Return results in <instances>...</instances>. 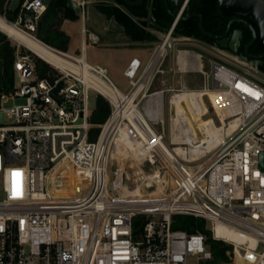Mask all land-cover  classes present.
<instances>
[{
    "label": "built area",
    "instance_id": "obj_1",
    "mask_svg": "<svg viewBox=\"0 0 264 264\" xmlns=\"http://www.w3.org/2000/svg\"><path fill=\"white\" fill-rule=\"evenodd\" d=\"M75 1L85 16L89 1ZM189 1L149 61L129 62L128 91L84 54L58 50L75 67L40 76L33 52L16 53L14 87L0 100V264H215L208 236L173 228L174 214L206 219L211 238L232 245L222 264H264V79L213 57L198 69L201 88H170L168 118L165 89L154 85ZM46 10L44 0H22L13 23L36 36ZM92 90L111 105L94 139ZM185 90L222 92L225 119L239 122L205 141L187 102L183 112L172 103ZM124 139L131 151L114 157Z\"/></svg>",
    "mask_w": 264,
    "mask_h": 264
},
{
    "label": "trees",
    "instance_id": "obj_2",
    "mask_svg": "<svg viewBox=\"0 0 264 264\" xmlns=\"http://www.w3.org/2000/svg\"><path fill=\"white\" fill-rule=\"evenodd\" d=\"M96 1L95 6L97 9L104 13L107 18L114 19L133 41H155L157 36L148 31L146 25L167 30L174 20L164 0H145L143 5H132L125 0ZM18 12L19 8L16 10L7 8L5 14L8 19L16 20ZM196 12L202 14L203 23L207 30L214 32L225 27V19L228 16H224L219 12L218 0H190L183 14H194ZM59 13L68 18H76L78 16L72 0H52L43 18L39 20L35 32V35L39 39L54 47L63 46L68 41V37L63 32L61 33L59 30L53 28L54 24L60 18ZM42 30H45L50 35L62 38V42H53L42 34ZM178 32L185 35L195 34L196 36H200L202 34L200 17L192 16L186 19H179L174 28V33L176 34ZM15 57L14 47L0 37V100L3 93L11 91L14 87ZM36 64L40 76H45L48 72H55L51 64L40 58L36 59ZM260 69L264 72V58L261 61ZM110 111L111 105L109 101L101 94H98L97 106L91 111L90 115V121L92 123L91 139L97 136L100 130V124L107 119ZM68 191L67 187L66 193ZM143 218L144 216L142 215L135 218V231L139 228ZM172 227L175 229H184L190 233L196 231L204 232L209 238L208 240L210 241V246L216 261L215 264H222L230 260V253L228 251L232 253V245L221 240H213L206 219L190 214H174L172 217Z\"/></svg>",
    "mask_w": 264,
    "mask_h": 264
},
{
    "label": "rangeland",
    "instance_id": "obj_3",
    "mask_svg": "<svg viewBox=\"0 0 264 264\" xmlns=\"http://www.w3.org/2000/svg\"><path fill=\"white\" fill-rule=\"evenodd\" d=\"M8 1L9 0H0V14L2 16H4L6 19H8L6 14H5L7 8H9L11 10H16L19 8L20 2H21V0H10V2L8 4ZM44 1L46 3H48L49 0H44ZM96 2H97L96 0H93V1H89L87 3L84 23L88 29L87 30L88 36L93 31V32H96L99 35H101L102 38H101L99 43H93L91 40H89V39L87 40V42H88L87 60L90 63H99V64L106 66L108 68V75L112 79V81L120 89H122L123 91H126L130 85L128 83L127 77L123 73V70H124L125 62L128 60L130 53L132 52V48H134V47L125 44V36L126 35L123 32L116 31V30L111 31L112 28L110 27V24L112 22H110V21L106 22L103 15L100 13L99 14L97 13L98 9L95 6ZM79 16H80V19H79L78 23H76V26L78 25L80 28V26L82 25V22H83V19H82L83 15L82 14L78 15V18H79ZM73 19H75V18H73ZM107 19H109V18H107ZM8 20L12 21V22L15 21V20H10V19H8ZM111 20L113 22H116L114 19H111ZM103 22L106 23V29H104V27H103V24H102ZM172 23H171V25H172ZM146 28L148 31L152 32L153 34H155L157 36V41H158L162 38V36L167 32V30L170 27L167 30H164V29H158L156 27H151L149 25H146ZM0 37L3 38L5 41H8L14 47L15 56H16V53L18 51H20V53L32 52L25 45L21 44L16 39L9 36L5 32H3L2 30H0ZM82 37H83V33L79 30V36H77V41L78 40L80 41V39H82ZM170 42L173 45L175 44L176 46H180V47H184V48L194 47L195 49H198L199 51H201L205 56L207 53H211L213 55V57L218 58L222 61H225L226 63L230 64L231 66H233V67H235L241 71L246 70L237 60H235L232 57L231 54L226 53V52L221 51V50H218V49L210 48L209 46H206V45L203 46L204 45L203 43H201L198 39H193L191 37V35L181 34L180 32L175 34L173 32L171 35ZM64 52H67V51H64ZM81 52H82L81 49L77 50V53H74L73 55L78 56L81 54ZM169 53H170V51H169ZM34 58H35V60L37 58L44 60L43 58L36 55L35 53H34ZM205 60H207V59H205ZM44 61H46V60H44ZM49 64H51V63H49ZM52 66L54 67V65H52ZM54 70L56 71L55 67H54ZM203 79H204L203 75H200V74L194 75L193 77H191L192 82L191 81H189V82L191 83V86L193 85V86H196L195 88H199L198 87L199 83H201L203 81ZM214 91H218V90H214ZM97 98H98V93L96 91L92 90L90 92L89 98H88L91 109H94L97 106ZM169 98H170V94H168L165 97V101H166L165 113H166L167 118L170 115V108H169V104H168ZM208 98H203L204 100H202L203 110H204V108L206 109V110H204L206 112V114L204 113L205 115H202V119H207V118L212 117L215 119L217 124H220L221 122H220L219 117L217 115L218 113H216L217 106L213 102L214 98L212 99L211 96H209ZM21 100H22L21 98H16L15 100L14 99H8L3 105L4 106H11L14 103L20 102ZM209 100L211 101V103ZM189 109H190V107H189ZM207 111H208V113H207ZM173 113H174V109H173ZM192 115L194 118L192 121V124L194 125L193 128L195 129L194 131L197 132V134H199L198 126H201L200 125L201 119H195L193 112H192ZM5 120H6L5 114L3 113L2 110H0V124L4 123ZM230 120H231V118H229V117L226 120V125L224 128V134L226 133L225 131H229V128H227V125H228V122ZM167 124H168V119H167ZM203 137H205V136H203ZM167 139H168V137H167ZM123 149L126 151V154H128V151H131L132 148H129L128 146L127 147L124 146ZM114 161H115V164H117V165H119L121 162H123L120 159L119 160L115 159ZM67 174H68L69 178H71V173H70L69 169L67 170ZM65 179H67V178H65ZM69 181H70V179H69ZM0 197H2V195H0Z\"/></svg>",
    "mask_w": 264,
    "mask_h": 264
},
{
    "label": "crops",
    "instance_id": "obj_4",
    "mask_svg": "<svg viewBox=\"0 0 264 264\" xmlns=\"http://www.w3.org/2000/svg\"><path fill=\"white\" fill-rule=\"evenodd\" d=\"M22 1V0H21ZM52 0H49L47 4V7L49 6L50 2ZM74 1V0H72ZM10 0L8 1L9 4ZM21 4V2H20ZM20 7V6H19ZM76 10V9H75ZM77 12V11H76ZM19 13V12H18ZM46 13V12H45ZM44 13V14H45ZM97 13L102 14L106 22L110 21L112 22L110 24V27L112 28L111 31L116 30L123 32L125 36V44L132 46V52L130 53V56L128 60L125 62L123 73L125 74V70L129 64V62L133 58H138L141 61L142 67L149 61L154 45L159 41L157 39L155 41H133L130 39V37L121 29L120 25L117 22H113L111 19H107L106 15L102 13L101 11L97 10ZM43 14V16H44ZM59 20L54 24L53 28L59 30V32H63L67 37L68 41L63 46L54 47L45 41L47 45L52 46V48H55L57 50H63L69 52V54L77 53V50L81 49V54H84L87 59L88 54V42L87 40H91L93 43H99L101 40V35H99L96 32H91L90 35H87V27L84 23L85 16H81L83 19L82 25L76 26V23H78L80 16L73 18L64 17L61 13ZM78 15L82 14L81 12L78 13ZM42 16V18H43ZM103 27L106 29V23L103 22ZM86 29V30H85ZM79 30L83 33L82 39L80 41H77V36H79ZM42 34L46 37H48L53 42H62V38L56 37L55 35H50L45 32V30H42ZM87 35V36H86ZM38 38V37H37ZM39 39V38H38ZM99 39V40H98ZM169 55L166 58L164 65H163V71L158 74L157 79L155 81V87L160 89H165L164 94L165 97L168 94H171L172 91L170 88H190V89H197L196 86H191V77L194 75H202L200 72H198V69L202 67L205 70L210 69V62L213 58V55L211 53H207L206 56L199 51L198 49H195L194 47H180L176 46L175 44H170L169 46ZM80 54V55H81ZM79 56V55H78ZM207 59V60H205ZM95 64V63H94ZM99 64V63H98ZM102 65V64H101ZM104 66V65H103ZM141 67V69H142ZM245 72L251 73L249 70H244ZM127 77V76H126ZM128 79V77H127ZM192 82V81H191ZM128 83L130 85L129 79ZM190 83V84H189ZM209 84L212 85V79H209ZM203 86V81L199 83V88ZM131 88V85L126 90L128 91Z\"/></svg>",
    "mask_w": 264,
    "mask_h": 264
},
{
    "label": "bare ground",
    "instance_id": "obj_5",
    "mask_svg": "<svg viewBox=\"0 0 264 264\" xmlns=\"http://www.w3.org/2000/svg\"><path fill=\"white\" fill-rule=\"evenodd\" d=\"M0 30L8 34L9 36L16 39L21 44L25 45L31 51H33L36 55L40 56L47 62L51 63L57 67H71L75 66L68 60L66 55L51 46L47 45L40 39L36 38L33 34H30L13 22L7 20L4 16L0 15ZM204 94H207L208 97L211 96L214 98V103L216 104V113L220 116V124H217L215 119L210 117L207 119H202V115L206 113L203 110ZM187 102L190 109L194 113L195 119H201L200 125L206 136L204 137L205 141H216L221 139L224 134V128L226 125V116L228 115L227 111V100L225 95L220 91L208 90L207 92H203L202 90H185L182 92H178L172 97V103L176 106L177 112H183L184 106L183 102ZM239 122V118L231 119L228 122L229 131H231ZM198 124V123H197ZM194 126V125H193ZM227 130V129H226ZM226 132V131H225ZM196 133V132H195ZM124 146H128L132 148L133 145L127 139H124L122 143L116 148L117 150L114 152V157H118L119 153L126 154V151L123 149ZM179 151H182L181 147H178ZM122 163V162H121ZM66 167L69 169L68 164ZM71 173V172H70ZM73 173H71V176ZM236 235V234H235ZM238 236V235H236Z\"/></svg>",
    "mask_w": 264,
    "mask_h": 264
},
{
    "label": "water",
    "instance_id": "obj_6",
    "mask_svg": "<svg viewBox=\"0 0 264 264\" xmlns=\"http://www.w3.org/2000/svg\"><path fill=\"white\" fill-rule=\"evenodd\" d=\"M93 1V0H88ZM132 5H143L145 0H125ZM165 5L170 12L171 16L175 19L178 16V12L185 4V0H164ZM74 8L78 13L81 12V6L74 0L72 2ZM218 10L224 16L237 15L239 18H233L228 24L226 33H228L231 24L234 20H242L250 25L253 30V37L250 42L245 46L243 59H236L245 69L251 73L264 79V72L260 69L262 58H264V0H218ZM192 16L200 17V29L206 37L219 38L221 35L215 34L207 30L203 23V16L201 13L186 14L183 13L179 16V19H186ZM254 20L259 27V36L255 28L246 19ZM166 30V29H165ZM242 31L240 29L235 30V34L229 44L232 53H237L239 49L240 37ZM37 38V37H36ZM229 38L226 37L223 40H219L222 46L226 45ZM253 52L249 50V47L253 45ZM50 46V45H49ZM52 47V46H51ZM55 49V48H54ZM33 52V51H32ZM230 53V54H232ZM261 165L264 167V152L260 155Z\"/></svg>",
    "mask_w": 264,
    "mask_h": 264
},
{
    "label": "flooded vegetation",
    "instance_id": "obj_7",
    "mask_svg": "<svg viewBox=\"0 0 264 264\" xmlns=\"http://www.w3.org/2000/svg\"><path fill=\"white\" fill-rule=\"evenodd\" d=\"M233 18H239V16H237V15L228 16L225 19V27L223 29H221V30H217V31H214L213 32L215 34L221 35V37H219V38L206 37L203 34V32H202V34L200 36H196L195 34H193V35H191V37L193 39H198L201 43L204 44L203 46L206 45V46H209L210 48L218 49V50H221V51H224V52L230 54L232 52H231V48H230L229 44L231 42L232 37L235 34V30L240 29L242 31V36L240 37V43H239V46H238L239 47L238 52L237 53H232L231 55H232V57L235 60L237 58L238 59H243L242 57L245 54L244 53L245 46L252 39V37H253V30L250 27V25L247 24L246 22H244L242 20H239V19L238 20L236 19L231 24L228 33H226L227 28H228V24H229L230 20L233 19ZM246 19L255 28V30L257 31V35L259 36V27H258L257 23L254 20H252V19H249V18H246ZM226 37H228L229 40H228V42H226V45L225 46H222L220 44L219 40H223ZM253 46H254V44L249 47V50L251 52H253ZM262 60H263V58H262Z\"/></svg>",
    "mask_w": 264,
    "mask_h": 264
},
{
    "label": "snow or ice",
    "instance_id": "obj_8",
    "mask_svg": "<svg viewBox=\"0 0 264 264\" xmlns=\"http://www.w3.org/2000/svg\"><path fill=\"white\" fill-rule=\"evenodd\" d=\"M14 176H19V173H13Z\"/></svg>",
    "mask_w": 264,
    "mask_h": 264
}]
</instances>
